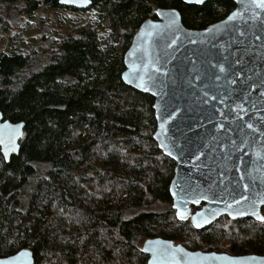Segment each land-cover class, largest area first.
I'll use <instances>...</instances> for the list:
<instances>
[{
	"label": "trees",
	"instance_id": "trees-1",
	"mask_svg": "<svg viewBox=\"0 0 264 264\" xmlns=\"http://www.w3.org/2000/svg\"><path fill=\"white\" fill-rule=\"evenodd\" d=\"M91 2L78 12L93 13L94 24L60 41L46 38L45 26L41 53L0 52V112L24 123L19 154L5 160L0 150V258L28 249L34 264H145L141 246L153 238L264 255V223L221 217L196 230L176 219L174 162L153 140V98L121 80L134 33L157 9L177 10L185 28L203 30L233 2ZM41 6L68 9L58 0H0V43Z\"/></svg>",
	"mask_w": 264,
	"mask_h": 264
},
{
	"label": "water",
	"instance_id": "water-1",
	"mask_svg": "<svg viewBox=\"0 0 264 264\" xmlns=\"http://www.w3.org/2000/svg\"><path fill=\"white\" fill-rule=\"evenodd\" d=\"M181 1L202 6L209 0ZM231 1L235 7L229 15L203 30L185 28L177 10L157 9L156 20L140 25L123 55L121 80L153 98V140L175 165L172 210L196 230L221 217L264 223L253 215L264 216V9L245 11L248 0ZM91 4L58 0L77 11ZM233 13L239 15L230 21ZM23 129V122L12 123L0 112L5 160L19 154ZM141 251L146 264H264V257L191 252L160 238L145 240ZM0 262L34 264V259L22 249Z\"/></svg>",
	"mask_w": 264,
	"mask_h": 264
},
{
	"label": "rangeland",
	"instance_id": "rangeland-1",
	"mask_svg": "<svg viewBox=\"0 0 264 264\" xmlns=\"http://www.w3.org/2000/svg\"><path fill=\"white\" fill-rule=\"evenodd\" d=\"M88 22H96L93 13L73 12L70 9L54 11L41 6L33 20H25L22 27L7 34V38L0 43V52L7 49L30 51L36 47L37 52L41 53V43L38 42L45 26L50 28L46 38L53 37L60 41Z\"/></svg>",
	"mask_w": 264,
	"mask_h": 264
},
{
	"label": "snow or ice",
	"instance_id": "snow-or-ice-1",
	"mask_svg": "<svg viewBox=\"0 0 264 264\" xmlns=\"http://www.w3.org/2000/svg\"><path fill=\"white\" fill-rule=\"evenodd\" d=\"M196 2L197 3H203V0H196ZM249 8H251V9H264V0H248V3H246L245 5H244V9H245V11H247ZM157 15H163V13H157ZM172 16H173V20L171 21V23L172 24H175V22H176V16H177V14L175 13V12H173L172 14H171ZM237 15H239V13H233L231 16H229L228 17V19L231 21V20H233ZM257 39H261V37H257ZM219 70L221 71V72H224L225 71V69H224V67L223 66H220L219 67ZM217 79H219V77H217ZM207 95V94H206ZM214 98V97H213ZM247 127L249 128V129H252L253 131H255V128H254V125L252 124V123H249V124H247ZM246 199V198H245ZM195 203H199V201L197 200V201H194ZM262 202H264V201H262ZM237 203H238V201H237ZM174 207H175V205H174ZM253 215H256V218L258 219V220H260V221H262V222H264V216H260V215H258L257 213H255V212H253ZM177 218H180V219H183L184 218V216H183V214L181 213V212H177ZM197 227H199L200 225L199 224H197L196 225ZM21 255H23V256H27L28 255V253L27 252H24V253H21ZM160 255H163V253H160ZM0 264H2V262H0Z\"/></svg>",
	"mask_w": 264,
	"mask_h": 264
},
{
	"label": "flooded vegetation",
	"instance_id": "flooded-vegetation-1",
	"mask_svg": "<svg viewBox=\"0 0 264 264\" xmlns=\"http://www.w3.org/2000/svg\"><path fill=\"white\" fill-rule=\"evenodd\" d=\"M88 9V8H87ZM86 9V10H87ZM156 14V12H155ZM195 210V208L193 209V211ZM154 239V238H153ZM161 239V238H160ZM174 243V242H173ZM175 245H178V243H174ZM181 246H183L182 244H179ZM142 247V246H141ZM185 249H187L188 251H191V252H195V251H199V252H202V253H205V254H209V253H214V254H225V255H228V256H231V257H244V256H250V255H255V256H260V257H264V255H258V254H255V253H244V254H239V255H236L235 253H232L230 251H227V250H208V249H189V248H186L185 246H183ZM145 255V254H144ZM146 256V255H145ZM147 260H148V256H146V262L145 264L147 263Z\"/></svg>",
	"mask_w": 264,
	"mask_h": 264
}]
</instances>
